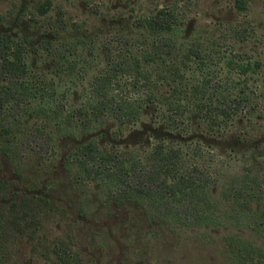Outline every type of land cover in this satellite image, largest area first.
Instances as JSON below:
<instances>
[{
  "label": "rangeland",
  "instance_id": "1",
  "mask_svg": "<svg viewBox=\"0 0 264 264\" xmlns=\"http://www.w3.org/2000/svg\"><path fill=\"white\" fill-rule=\"evenodd\" d=\"M159 9L176 18L164 35L175 45L172 55L180 59L195 48L211 56L213 68L245 87L254 106L245 119L234 118L245 134L241 140L232 128L219 151L204 150L209 155L196 161L210 169L213 180L208 221L175 217L170 210L181 212L178 200L170 201L169 210L147 197H116L75 162L66 163L75 146L95 140L146 164L143 148L128 147L149 137L147 116L122 129L108 120L88 133L52 141L50 151V98L37 97L15 112V136L0 134V264H264V0H0V45H19L27 82L50 95L52 80L58 92H68L66 104L76 107L82 97L72 93L80 96L100 66L82 81L66 73L59 78L50 49L133 34L136 18ZM229 60L250 63L254 73L238 76V66H226ZM195 71L193 82L200 83L202 72ZM30 134L38 140L37 151L27 145ZM2 145L10 154L2 153Z\"/></svg>",
  "mask_w": 264,
  "mask_h": 264
},
{
  "label": "trees",
  "instance_id": "2",
  "mask_svg": "<svg viewBox=\"0 0 264 264\" xmlns=\"http://www.w3.org/2000/svg\"><path fill=\"white\" fill-rule=\"evenodd\" d=\"M45 11L43 9L42 13ZM175 25L173 12L160 9L150 16L136 18L138 31L132 36L117 32L114 41L98 43L91 40L81 42V46L69 44L51 48L50 54L57 64L55 75L59 78L66 73L72 74L74 80L82 81L85 72L100 66L80 96L72 93L73 98L82 97L81 104L76 107L66 104L68 92H58L52 80L50 95L46 94L45 87H39V83L29 84L22 48L6 40L0 45V118L5 117L3 122L0 121L1 137L15 136L17 130H12V122L18 121L15 112L37 97L50 98V126H53L50 127V151L54 149L52 141L88 133L108 120L116 122L122 129L136 124L145 115L161 136L156 145L143 149L147 155L146 164L135 161L137 157L131 156L130 151L102 148L95 140L75 146L66 163L75 162L85 177L102 181L104 188L114 190L116 197H147L161 202L167 209L170 201L178 200L183 204L181 212L169 209L175 217L182 214L183 220L191 223L208 221L213 180L192 164L181 149L174 148V141L181 138L187 141L185 137L191 133L189 129L194 116H199V122L208 127L226 125L229 120L233 123L244 105L251 106L252 99L246 93L247 89L238 87L240 83L228 73L222 74L219 73L222 70L213 68L216 63L213 58L203 56L195 49H190L180 59L172 55L175 45L164 35L171 33ZM156 35L160 38H155ZM235 65L239 68L238 76L245 78L254 73L250 63L232 60L226 63L230 69ZM196 69L202 72L200 83L193 82ZM70 83L75 85L73 80ZM211 88L220 90L210 92ZM35 130L41 132L43 127ZM37 141L36 136L30 134L26 142L37 151ZM41 142L43 146L47 145V142ZM2 146V153L10 154L7 145Z\"/></svg>",
  "mask_w": 264,
  "mask_h": 264
},
{
  "label": "flooded vegetation",
  "instance_id": "3",
  "mask_svg": "<svg viewBox=\"0 0 264 264\" xmlns=\"http://www.w3.org/2000/svg\"><path fill=\"white\" fill-rule=\"evenodd\" d=\"M156 11H158V10H156ZM156 11H154L153 13H155ZM129 35L132 36V33H129ZM116 36H117V33H115V36H113L110 39L105 40V38H104V39L99 40V41L97 40V42L98 43H105V42H109V41H114L117 38ZM9 43L14 44L13 41L12 42L9 41ZM17 46L19 48H21L19 45H17ZM83 50H85V49H83ZM195 50H197V49H195ZM200 54H202V53H200ZM202 55L208 56V55H204V54H202ZM209 57H211V56H209ZM192 59L196 61V60H198V57H193ZM252 108H254V106L251 105L250 107H248L247 105H244L243 109H240L239 114L236 115L235 118L240 117V120L245 119L248 115L247 110L252 109ZM240 120H238V122H237V119H236L233 123L230 122V120H229L226 125L224 123L223 125L218 124L217 126H214V127H212V126L208 127L205 123L199 122V116H194L193 120H192V127H191V129H189V132H191V133H189V135H186L187 137H185V139H187V141L186 140L184 141L183 138H181L178 141H174V148H178L179 150L181 149V151L183 153H185L186 158L191 159L192 164H195L199 168L201 167L200 169L208 174L211 172L210 169L207 168V166L201 165L196 161L200 157H203V154L209 155L208 154L209 152H203L204 150L219 151L218 148H219L220 143H222L225 138L229 137L228 136L229 130H231L232 128L236 129L237 126H239L238 123ZM150 121L151 120L149 119V122L147 124L148 128H150L149 129L150 131L148 132L149 137L147 139H145L144 136H141V138L139 140H135V142L131 145V147H128V150L141 149V148L150 149L151 147L156 145L155 143L157 142V139L159 137L161 140V136L157 134L158 130H156V128H153L154 126L152 127ZM236 130H239V135H238V138H239L238 141H239L242 139L241 138L242 136H245V134L242 131L241 127H240V129L238 128ZM182 142H185V143H182ZM221 146L222 145H220V147ZM186 153L187 154L189 153L190 156L192 155L193 157L188 156Z\"/></svg>",
  "mask_w": 264,
  "mask_h": 264
}]
</instances>
